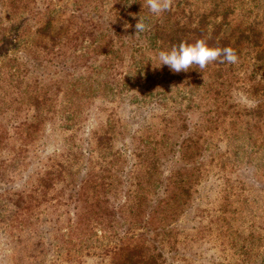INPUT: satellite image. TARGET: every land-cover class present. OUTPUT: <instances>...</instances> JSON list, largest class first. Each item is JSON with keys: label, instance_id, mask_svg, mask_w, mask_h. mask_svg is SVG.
I'll use <instances>...</instances> for the list:
<instances>
[{"label": "trees", "instance_id": "1", "mask_svg": "<svg viewBox=\"0 0 264 264\" xmlns=\"http://www.w3.org/2000/svg\"><path fill=\"white\" fill-rule=\"evenodd\" d=\"M2 1L17 8L21 0ZM37 1L43 4L24 5L28 13L21 28L25 19L33 24L16 38L34 30L32 35L43 37V42L37 39L42 54L34 55L26 44L20 46L25 51L4 52L10 39L0 26V59L7 60L0 67V150L13 133L25 148L65 126L71 133L69 149L61 157H44L35 169L25 157L0 160V237L11 238L9 249L19 264H75L78 259L86 264L81 258L92 256L90 264L189 263L187 252L176 249L173 222L186 213L184 207L210 172L227 187L239 185L243 192L252 187L264 199V0H173L171 9L158 15L146 0H72L65 27L55 23L61 18L53 12L67 13V2ZM139 19L147 29L136 34ZM200 39L209 47L233 48L238 62L217 60L180 73L160 66L159 51ZM26 77L27 89L43 82V97L13 95L15 79ZM245 93L249 105L238 101ZM108 102L135 107L132 117L140 111L148 117H141L131 134L115 112L101 114ZM95 107L99 111L93 112ZM17 112L23 114L14 116ZM89 117L94 128L86 135L82 163L76 142ZM221 134V141H214ZM93 153L97 157L91 161ZM215 161L220 170L210 169ZM42 206L43 237L31 236L42 221L29 220L37 214L32 210ZM54 207L72 211L62 226L57 225L62 214L45 213ZM204 217L192 228L197 242L207 231ZM77 227L75 241L64 234ZM258 229L264 231V222ZM221 235L235 250L233 264H264L259 253L264 241L250 238L247 244ZM189 255L201 259L197 264H228L206 252Z\"/></svg>", "mask_w": 264, "mask_h": 264}, {"label": "rangeland", "instance_id": "2", "mask_svg": "<svg viewBox=\"0 0 264 264\" xmlns=\"http://www.w3.org/2000/svg\"><path fill=\"white\" fill-rule=\"evenodd\" d=\"M2 1V0H0ZM64 2H67L66 9L67 13L60 12V10H55L53 13L56 14V16H60L59 21H55V23L58 26H67L68 22L67 19L70 16L69 9L73 8L74 6H71L72 0H62ZM30 3V6L33 8L37 5H42L43 1L38 4L37 0H21L18 7L14 8L9 5H5V1L0 2V18H1V31L2 35L5 37H8L10 39V42L6 44V47L4 52H10L9 54H13L16 51H25L20 50V46L22 44H26L25 48L28 47V50H30L34 55H40L43 53L41 50L42 48L37 44V39H40L43 42V37L35 34L34 30H30L28 34L24 36L23 39H17L16 35L19 33V31L28 30V26L30 24H33L32 19H25L26 24L21 28L23 20L22 18L24 15H26L27 9L24 7V5ZM109 5V2H106V6ZM57 8V7H56ZM7 27V30H3V27ZM70 26V25H69ZM36 27H39V25L36 24ZM32 45L40 47L39 50L34 51V48ZM85 46V44H83ZM136 55V54H135ZM19 58V55L16 54V59ZM15 60V59H14ZM20 64H22V61H18ZM249 62V61H246ZM7 63L6 59H0V67L5 66ZM252 63V62H249ZM12 67L16 68V63L11 64ZM43 69V65H42ZM249 69H252V66L249 65ZM34 74L30 76V79L34 78ZM29 82L27 80V77L24 79L16 78L15 83L13 85L12 91L13 95L15 93H22V98L26 99L29 97V95H35L40 94L43 97V82L41 85L33 86L30 89H27V85ZM243 91V89H242ZM249 93H245V95H239L238 101L241 102V104H248L249 102H252L250 100V96H248ZM248 96V98H246ZM255 99V98H254ZM20 102L21 99H18ZM249 101V102H248ZM59 103V102H58ZM19 104V103H17ZM107 109H104L101 114L105 115L104 113H109L110 111L115 112L119 118H122L125 120V123H127V128H129L132 132L131 134H134V130L138 129V123L141 119V117H148L146 116V113L143 111L135 113L136 117H132L131 111H134L135 107L127 106L125 104L123 105H117L108 103H103ZM18 107H21L17 105ZM102 108L101 104H98V106ZM93 108V112H97V108ZM22 108V107H21ZM130 113V114H129ZM21 113H15L14 116H20ZM29 113L27 114V116ZM129 117V120H127ZM196 121L198 119L196 118ZM85 126L78 130L79 137L77 139V148H81L82 153V163L86 161V156H84V149H87L86 144V135L90 129L94 128V123L91 121V118H87L85 121ZM102 124V123H100ZM97 126V125H96ZM66 126L64 127V130L61 128L60 131H56V134H51L43 139V134L32 144H28L24 148V142L22 141L21 137L19 139V135L17 133H13L12 138L9 140L8 145H6L5 148H1L0 150V160H5L6 158H12V157H25V161L29 163L30 166H33L35 168H39L42 166L43 158L47 156H57L61 157V155H64L66 149H69V143L66 141L67 136L71 135V133L67 132L65 130ZM48 135V134H47ZM223 134H221L219 137L215 138L214 141L222 139ZM67 142V143H66ZM128 143L129 141L126 140ZM64 143L66 145L64 146ZM19 153V155H18ZM92 157V158H91ZM89 159L91 161H94L97 157V154L93 153ZM209 161V160H207ZM208 164V163H207ZM210 165V169H217L220 170V166H216V161ZM168 171H163V175H165ZM227 174V171L225 175ZM213 172H210L208 177L210 178L208 181H203V184L200 187H197V193L193 195L192 201H190V205H186L184 209L186 210V213L180 214L177 216V220L173 222V227L175 228L173 231V234L176 235L178 238L176 249L178 250V254H182L184 252H187L186 255H184L185 259L189 260L187 262L182 261V264H197L200 262L201 259L194 257L193 255H189V252H194V255H198V253H204L206 252L207 256H215L219 257L220 261L226 259L228 264H233L235 259L237 258V255L235 253V250H229L228 246H226L225 243L222 242L224 238L221 235V231L226 234H230V238L235 241H244L248 244L250 241V238L253 240H259L260 242L264 241V231L259 230L258 226L262 225V222H264V199L262 195H258L254 192H252V187H250L249 190L243 192L245 189H241V187L238 185H234L232 187H227L223 181H218L216 176L213 177ZM224 175V176H225ZM20 184V179L16 182V185ZM196 189V187H195ZM227 195V198L229 202L227 205H225V202L223 203L224 196ZM259 197H261L263 200L262 202L259 201ZM203 202V203H202ZM199 204V205H197ZM66 209L64 207H61L59 209L57 208H51L50 210H45V213L47 212H53L57 213L58 215H61L60 219H58L57 225L62 226L66 222H64V219H69L72 217L71 212L69 211L66 214ZM57 211V212H56ZM32 212H37V214L31 217L29 220H42L41 222L37 221L34 225L36 229H34L32 232H30V235H40L43 237V206L39 209H33ZM204 224L207 228L206 230H203V232L200 233V239L197 242V239L195 238V234L192 231V228L195 227V224L197 221L201 219L202 216H204ZM52 218V222L56 220V216L49 217V219ZM137 225L135 226L136 232H140L139 230L140 223L139 218H137ZM46 227H48V224H46ZM150 229H152V226H148ZM79 227L76 229H71L70 231H65L64 234L68 235L72 238L73 241H75L79 236ZM50 235H54L53 231L48 232ZM98 236L100 235V232L97 233ZM152 232H150L149 236H151ZM13 238L18 237V233L15 231ZM254 237V238H253ZM99 238V237H98ZM11 238H5V236L0 237V264H19L20 261L16 260L13 257V252H10L9 249V243ZM91 243H94L95 241H90ZM187 244V249L186 245ZM80 249V247L77 245L74 248V251H77ZM170 248L167 246L166 251H168ZM19 250L17 249V253L19 254ZM260 254L264 255V244L259 248ZM80 257V254L78 255ZM181 257V256H180ZM80 259L75 261V264H79ZM81 261H83L86 264H90V262L94 261V257H83L81 258ZM43 264V262H41ZM222 264V263H221Z\"/></svg>", "mask_w": 264, "mask_h": 264}, {"label": "clouds", "instance_id": "3", "mask_svg": "<svg viewBox=\"0 0 264 264\" xmlns=\"http://www.w3.org/2000/svg\"><path fill=\"white\" fill-rule=\"evenodd\" d=\"M149 10L153 14L169 11L173 0H146ZM136 34L143 33L147 25L143 20H138L135 25ZM158 60L160 66L166 65L174 73L187 72L190 67L197 65L200 69L206 68L211 62L219 60L221 63L235 64L238 56L231 47H209L203 39L195 43L181 42L178 46H172L168 51H159Z\"/></svg>", "mask_w": 264, "mask_h": 264}]
</instances>
